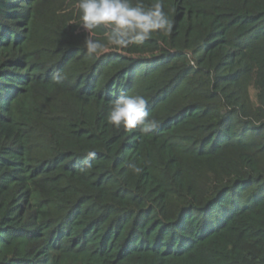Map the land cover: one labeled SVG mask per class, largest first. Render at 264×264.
I'll list each match as a JSON object with an SVG mask.
<instances>
[{
  "label": "trees",
  "instance_id": "16d2710c",
  "mask_svg": "<svg viewBox=\"0 0 264 264\" xmlns=\"http://www.w3.org/2000/svg\"><path fill=\"white\" fill-rule=\"evenodd\" d=\"M161 2L97 57L77 0H0V264H264V0ZM124 94L151 134L107 123Z\"/></svg>",
  "mask_w": 264,
  "mask_h": 264
},
{
  "label": "clouds",
  "instance_id": "9594fccd",
  "mask_svg": "<svg viewBox=\"0 0 264 264\" xmlns=\"http://www.w3.org/2000/svg\"><path fill=\"white\" fill-rule=\"evenodd\" d=\"M76 7L79 10V26L87 33L83 47L89 56L98 57L108 50V45L117 49L141 46L154 33L167 32L172 27L161 0H155L148 7L141 0L135 4L132 0H77ZM101 25L109 29L106 44L92 35ZM53 80L61 84L64 77L56 73ZM147 104L142 95H120L111 102L106 121L117 129H136L143 135H149L157 128V122L149 119ZM95 157L94 151L87 152L85 167H91V160Z\"/></svg>",
  "mask_w": 264,
  "mask_h": 264
}]
</instances>
